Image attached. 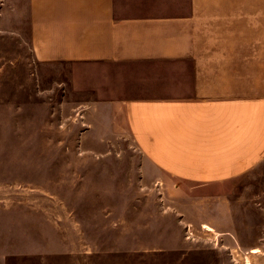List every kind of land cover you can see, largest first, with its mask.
Here are the masks:
<instances>
[{"label": "rangeland", "instance_id": "374dc122", "mask_svg": "<svg viewBox=\"0 0 264 264\" xmlns=\"http://www.w3.org/2000/svg\"><path fill=\"white\" fill-rule=\"evenodd\" d=\"M10 11L0 0V264H264V166L173 182L84 115L97 68L38 63Z\"/></svg>", "mask_w": 264, "mask_h": 264}, {"label": "crops", "instance_id": "0c3cea01", "mask_svg": "<svg viewBox=\"0 0 264 264\" xmlns=\"http://www.w3.org/2000/svg\"><path fill=\"white\" fill-rule=\"evenodd\" d=\"M10 6L38 63L97 68L84 115L127 134L173 182L224 185L264 166V0Z\"/></svg>", "mask_w": 264, "mask_h": 264}, {"label": "bare ground", "instance_id": "6f19581e", "mask_svg": "<svg viewBox=\"0 0 264 264\" xmlns=\"http://www.w3.org/2000/svg\"><path fill=\"white\" fill-rule=\"evenodd\" d=\"M205 228L208 229V232H215L214 228H212V227L210 228L208 226H205ZM258 251H259V249L253 248V249H251L250 252L251 253H258ZM246 264H250L249 260H248V262Z\"/></svg>", "mask_w": 264, "mask_h": 264}]
</instances>
